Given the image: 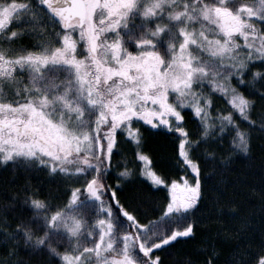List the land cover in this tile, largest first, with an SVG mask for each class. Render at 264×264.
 Segmentation results:
<instances>
[{"label": "snow or ice", "instance_id": "snow-or-ice-1", "mask_svg": "<svg viewBox=\"0 0 264 264\" xmlns=\"http://www.w3.org/2000/svg\"><path fill=\"white\" fill-rule=\"evenodd\" d=\"M140 122L178 134L187 175L155 170ZM257 130L264 0H0V168L24 174L0 187V264H163L162 248L199 227L205 177L226 186ZM118 132L140 174L167 187L159 215L118 198L134 174ZM36 173L65 195L33 184ZM212 201L225 238L240 241L247 221L232 231L223 221L239 206L221 191ZM204 247L203 264H217L215 240ZM228 264H264V235L238 243Z\"/></svg>", "mask_w": 264, "mask_h": 264}, {"label": "trees", "instance_id": "trees-1", "mask_svg": "<svg viewBox=\"0 0 264 264\" xmlns=\"http://www.w3.org/2000/svg\"><path fill=\"white\" fill-rule=\"evenodd\" d=\"M28 44V40H24ZM221 103H223L221 101ZM186 127L190 131H196L197 123L186 115ZM137 127H139L137 125ZM143 136L142 150L152 160L155 170L166 180L178 179L188 174V169L178 155L177 136L167 129L150 128L140 125ZM123 139L121 145L123 152L129 160V167L134 169V174L122 181L121 187L117 188L118 198L129 210H136L138 214L159 215V209L163 207L168 197L166 185L160 187L152 186L150 181L143 177L140 172V162L135 160L133 146ZM114 165L122 164L120 156H114ZM207 167V162L204 163ZM117 168L109 173L108 183L115 186ZM32 183L39 182L46 190L52 191L63 197L67 185L57 179L46 177L42 173L31 174ZM227 178L226 186L217 183L219 177H205V200L202 201L198 210L192 214V219L199 225L192 237L178 238L177 241L165 246L158 253L161 255L163 264H203L206 255L205 245L210 240H215L219 248L217 264H228L230 257L238 243L251 239L258 241L264 235V132L256 131L251 154L239 156L234 159L229 172L225 173ZM15 180L16 183L24 182V174L13 177L11 169L0 168V187L5 182ZM217 191L224 194L228 201L235 202L239 206V214L230 215L227 210L224 213L223 221L229 231L240 226L241 220L247 221V230L240 241L226 239L227 233L222 229V222L217 219L214 210L212 197ZM3 193L0 192V197Z\"/></svg>", "mask_w": 264, "mask_h": 264}, {"label": "rangeland", "instance_id": "rangeland-1", "mask_svg": "<svg viewBox=\"0 0 264 264\" xmlns=\"http://www.w3.org/2000/svg\"><path fill=\"white\" fill-rule=\"evenodd\" d=\"M26 40H28L29 41V43H31L32 41L29 39V38H25ZM137 125L140 127V125H145V126H148V127H150V128H152L151 126H149V125H147V124H145V123H143V122H140L139 124H136V125H134V126H136L137 127ZM161 128V130H165L163 127H160ZM119 133V132H118ZM176 136L178 135V134H175ZM157 187H160V185L159 186H157Z\"/></svg>", "mask_w": 264, "mask_h": 264}]
</instances>
